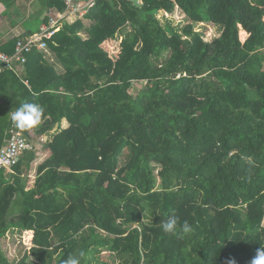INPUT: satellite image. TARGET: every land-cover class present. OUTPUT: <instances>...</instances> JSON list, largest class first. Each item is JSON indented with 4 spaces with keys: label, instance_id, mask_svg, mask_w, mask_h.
<instances>
[{
    "label": "trees",
    "instance_id": "1",
    "mask_svg": "<svg viewBox=\"0 0 264 264\" xmlns=\"http://www.w3.org/2000/svg\"><path fill=\"white\" fill-rule=\"evenodd\" d=\"M33 4L38 23L65 9ZM175 7L181 32L156 17ZM198 22L220 35L206 42ZM26 56L27 85L0 72V149L12 131L30 140L69 125L52 130L32 187L21 173L36 147L0 170V237L16 226L30 245L15 264L80 252L81 264H104L102 250L116 264H251L264 247V0H96ZM133 82H144L135 95ZM22 102L44 108L38 126H15ZM0 263L13 264L1 249Z\"/></svg>",
    "mask_w": 264,
    "mask_h": 264
},
{
    "label": "built area",
    "instance_id": "2",
    "mask_svg": "<svg viewBox=\"0 0 264 264\" xmlns=\"http://www.w3.org/2000/svg\"><path fill=\"white\" fill-rule=\"evenodd\" d=\"M61 1L65 5L64 11L51 10L47 13V20L40 25L37 31L29 33L16 41L11 55L0 51V71L6 67L13 69L14 63L24 65L27 61L26 55L33 48L46 51L47 40L58 30L64 17L74 16L81 18L96 2V0ZM34 147L35 143L25 138L20 131H12L5 145L0 149V169H3L5 172H11L21 155L25 151L33 150Z\"/></svg>",
    "mask_w": 264,
    "mask_h": 264
},
{
    "label": "rangeland",
    "instance_id": "3",
    "mask_svg": "<svg viewBox=\"0 0 264 264\" xmlns=\"http://www.w3.org/2000/svg\"><path fill=\"white\" fill-rule=\"evenodd\" d=\"M37 3V2H35ZM40 5V4H38ZM164 13V14H162ZM21 14V13H20ZM26 16V15H25ZM24 16L23 19H21V15L18 17V22L23 21L24 26L29 25L32 26L31 28H36L38 24V20H29L30 15L26 18ZM156 17L160 20L161 23H165V25H169L170 27L173 28V30H176L178 32H181L183 27L186 24V20L184 19V16L181 12V10L178 7L174 8V11L172 13L168 12H163V11H158L156 14ZM21 19V20H20ZM86 22V25H88L87 20H83ZM11 22H16L15 19L12 20ZM19 24V23H17ZM194 30L198 31L201 34V37L203 40L206 42L212 41L214 38H217L220 35L221 29L218 26H215L214 24L210 23H202L198 22L193 24ZM82 36L84 37V34L81 33ZM51 55L48 56L50 59ZM144 85V82H133V86L130 89V92L135 95L136 92H138L139 89ZM68 124H66L65 127H67ZM64 128V127H63ZM32 132V131H31ZM52 132V131H51ZM50 137L43 136V138H38L35 136L34 133H29V139L35 143L36 145V150H38L36 154V159L35 161L41 162L44 159H46L50 153L49 149L46 147V144L52 140V137L54 134L50 133ZM49 138V139H47ZM44 147L42 150L41 148ZM40 148V150L38 149ZM34 164V163H33ZM36 164V163H35ZM158 166H153V170L157 171ZM26 177L24 178L25 180V186L27 185L28 187H31V182L34 181V172L32 170H29L26 172ZM17 217H14V220ZM264 224V223H263ZM12 231V232H11ZM102 234V233H101ZM103 235V234H102ZM25 233L21 232H16L15 230H9L5 233L3 237H0V249L3 251V253L6 255L9 261H11L13 264L17 263L21 257L23 256L24 252L27 250L30 245H26L25 240H24ZM104 236V235H103ZM99 260L104 261V264H116V261L114 260L113 255H111L108 251L102 250L99 255Z\"/></svg>",
    "mask_w": 264,
    "mask_h": 264
},
{
    "label": "crops",
    "instance_id": "4",
    "mask_svg": "<svg viewBox=\"0 0 264 264\" xmlns=\"http://www.w3.org/2000/svg\"><path fill=\"white\" fill-rule=\"evenodd\" d=\"M34 1L35 0H9V1L5 2V5H3L2 3H0V45L3 44V43L8 42L9 40H11L14 37L21 38V37H25L26 35H28V34H25L26 28L23 25V21L18 22V20H19L18 17L21 15L20 18L23 19L24 16L26 15L25 17L27 18L30 15V13L32 12V10H33V5H34L33 3H34ZM47 10H44L43 11V14L41 15V18H43L51 10H56V9H49L48 10L49 12ZM161 11L166 12L164 10H161ZM3 14H4V17H2ZM14 19H15L16 22H11ZM43 22H45V21H43ZM43 22H39L37 24V26H36L38 28L36 30H34L33 32L37 31L39 29L40 25ZM17 23H19V24H17ZM31 27L32 26H30V28ZM11 70L13 72H15L16 75L20 76V78H23V82L26 85L28 84L27 79L24 78V75H25V64L24 65H20L18 63H16V64L14 63L13 69H11ZM2 71H0V72H2ZM0 103H1V99H0ZM66 124H68V122L66 121L65 118H63L59 123L55 124L54 127H52L50 130H48L44 134H42L40 136H37V137L38 138H41V139L43 138V136H46V135H47V137H50L51 131L56 126H60L61 128H63V127L66 128L65 127ZM31 131L32 130H30L29 133H33V131L32 132ZM47 139H49V138H47ZM35 147H36V145H35ZM43 148L44 147H42L41 150ZM38 149L40 150V148H38ZM37 151L38 150L35 151V155L38 153ZM35 159H36V157L31 161L30 168H29V170H32L34 172V180H35V176H36L37 166L42 162L41 161V162H38L37 163V161H35ZM0 170H3V169H0ZM29 170H27V171H29ZM4 173H10V172H5L4 171ZM23 175H25V176H23ZM21 176L25 178L27 176L26 175V172H22L21 173ZM33 183H34V181L31 182V187L33 186ZM28 188H30V187H28L26 185L25 186V189H28ZM9 230H15L16 232H19V233H21V232L23 233L24 232L23 229H21L19 227H16V226L10 227L7 231H9Z\"/></svg>",
    "mask_w": 264,
    "mask_h": 264
},
{
    "label": "clouds",
    "instance_id": "5",
    "mask_svg": "<svg viewBox=\"0 0 264 264\" xmlns=\"http://www.w3.org/2000/svg\"><path fill=\"white\" fill-rule=\"evenodd\" d=\"M44 115V108L34 102H22L21 105L11 113V120L16 127L21 129H30L38 126ZM163 230L166 233H175L177 230V218L171 216L167 222L163 223ZM184 233L193 231L191 225L185 221L182 225ZM84 256L83 252L78 255L70 256L64 264H81V258ZM251 264H264V247L257 249L256 256L251 261Z\"/></svg>",
    "mask_w": 264,
    "mask_h": 264
},
{
    "label": "water",
    "instance_id": "6",
    "mask_svg": "<svg viewBox=\"0 0 264 264\" xmlns=\"http://www.w3.org/2000/svg\"><path fill=\"white\" fill-rule=\"evenodd\" d=\"M134 2H137V0H134Z\"/></svg>",
    "mask_w": 264,
    "mask_h": 264
}]
</instances>
